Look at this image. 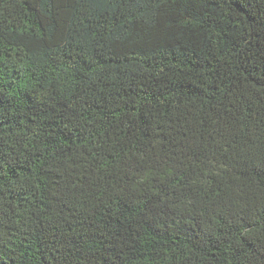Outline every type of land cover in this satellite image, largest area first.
<instances>
[{"label":"trees","instance_id":"16d2710c","mask_svg":"<svg viewBox=\"0 0 264 264\" xmlns=\"http://www.w3.org/2000/svg\"><path fill=\"white\" fill-rule=\"evenodd\" d=\"M0 264H264V0H0Z\"/></svg>","mask_w":264,"mask_h":264}]
</instances>
